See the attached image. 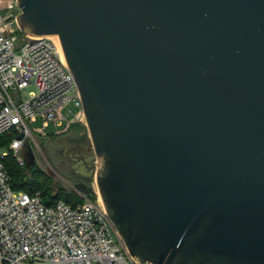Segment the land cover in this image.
Segmentation results:
<instances>
[{"label":"water","instance_id":"1","mask_svg":"<svg viewBox=\"0 0 264 264\" xmlns=\"http://www.w3.org/2000/svg\"><path fill=\"white\" fill-rule=\"evenodd\" d=\"M17 2L24 39H59L129 254L264 264V0Z\"/></svg>","mask_w":264,"mask_h":264},{"label":"built area","instance_id":"2","mask_svg":"<svg viewBox=\"0 0 264 264\" xmlns=\"http://www.w3.org/2000/svg\"><path fill=\"white\" fill-rule=\"evenodd\" d=\"M20 13L17 0H0V136L16 135L8 150H0V264H151L129 254L100 197L93 202L77 190L83 203L48 206L38 193L12 189L3 161L12 153L25 165L21 150L42 136L32 130L38 117L43 131L50 124L63 128L72 114L70 106L81 110L75 123L84 120L81 96L61 46L50 36L30 44L16 20Z\"/></svg>","mask_w":264,"mask_h":264},{"label":"rangeland","instance_id":"3","mask_svg":"<svg viewBox=\"0 0 264 264\" xmlns=\"http://www.w3.org/2000/svg\"><path fill=\"white\" fill-rule=\"evenodd\" d=\"M31 91H35L34 88L23 93V100H27L28 93ZM69 109L72 110V114L68 116L63 128L57 129L55 125L50 124L43 131V119L41 117L32 123L33 133L42 135L35 136V141L31 142L36 164L43 171L51 172L57 183L77 195L78 191L74 188L75 184L84 183L91 186L94 190V198L91 199L97 201L100 197L96 185L98 161L85 120L75 123L81 115V110L72 106ZM73 123L80 126L73 131H69V128L63 132L67 124ZM50 135L56 136L48 137Z\"/></svg>","mask_w":264,"mask_h":264},{"label":"trees","instance_id":"4","mask_svg":"<svg viewBox=\"0 0 264 264\" xmlns=\"http://www.w3.org/2000/svg\"><path fill=\"white\" fill-rule=\"evenodd\" d=\"M79 126V124H73L69 127V131H73ZM15 136L16 135L13 132L1 135L0 150H8ZM54 136L56 135H50L48 137ZM3 162L10 177V185L14 191L25 192L29 195H35L38 193L40 194L43 203L48 206L53 205L58 201H65L72 206L83 203L81 197L57 183L49 172L38 169L28 174V168L26 165H19L12 153H10ZM66 178L68 179V177ZM87 186L90 189V194L87 195L88 200L96 202L91 199L94 196L93 188L89 185Z\"/></svg>","mask_w":264,"mask_h":264},{"label":"bare ground","instance_id":"5","mask_svg":"<svg viewBox=\"0 0 264 264\" xmlns=\"http://www.w3.org/2000/svg\"><path fill=\"white\" fill-rule=\"evenodd\" d=\"M55 40H56V42L60 45V43H59V39L57 38V37H53ZM99 200H101V198L99 199ZM102 202V201H101Z\"/></svg>","mask_w":264,"mask_h":264}]
</instances>
